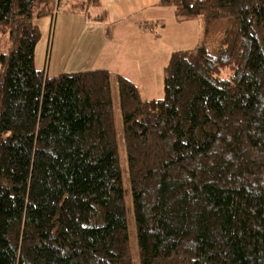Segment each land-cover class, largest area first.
I'll list each match as a JSON object with an SVG mask.
<instances>
[{"label":"trees","instance_id":"1","mask_svg":"<svg viewBox=\"0 0 264 264\" xmlns=\"http://www.w3.org/2000/svg\"><path fill=\"white\" fill-rule=\"evenodd\" d=\"M161 2L227 25L144 101L105 69L37 70L57 0H0V264H264V0Z\"/></svg>","mask_w":264,"mask_h":264},{"label":"rangeland","instance_id":"2","mask_svg":"<svg viewBox=\"0 0 264 264\" xmlns=\"http://www.w3.org/2000/svg\"><path fill=\"white\" fill-rule=\"evenodd\" d=\"M66 1L58 14L37 21L41 30L37 70L56 77L105 69L113 75L114 94L119 89L117 78L123 77L136 85L144 101L164 96V69L171 54L204 45L215 55L227 25L226 20L216 22L207 34L204 18L181 22L175 7L161 0ZM9 45L8 39L0 40V50L6 54ZM117 126L120 130V110ZM129 225L136 256L137 231L131 214Z\"/></svg>","mask_w":264,"mask_h":264},{"label":"built area","instance_id":"3","mask_svg":"<svg viewBox=\"0 0 264 264\" xmlns=\"http://www.w3.org/2000/svg\"><path fill=\"white\" fill-rule=\"evenodd\" d=\"M59 7H60V6H59V4H58V0H57L56 9H55V14L58 13V8H59Z\"/></svg>","mask_w":264,"mask_h":264},{"label":"crops","instance_id":"4","mask_svg":"<svg viewBox=\"0 0 264 264\" xmlns=\"http://www.w3.org/2000/svg\"><path fill=\"white\" fill-rule=\"evenodd\" d=\"M66 2H67L66 4H68V3H71V1H69V0H68V1H66ZM112 2H114V1H112ZM57 14H58V13H57Z\"/></svg>","mask_w":264,"mask_h":264}]
</instances>
